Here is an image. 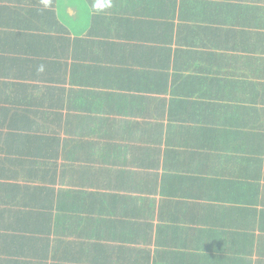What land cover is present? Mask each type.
Listing matches in <instances>:
<instances>
[{"label": "crops", "instance_id": "1", "mask_svg": "<svg viewBox=\"0 0 264 264\" xmlns=\"http://www.w3.org/2000/svg\"><path fill=\"white\" fill-rule=\"evenodd\" d=\"M22 142L76 209L1 216L0 264H264V0H0L12 170Z\"/></svg>", "mask_w": 264, "mask_h": 264}, {"label": "trees", "instance_id": "2", "mask_svg": "<svg viewBox=\"0 0 264 264\" xmlns=\"http://www.w3.org/2000/svg\"><path fill=\"white\" fill-rule=\"evenodd\" d=\"M24 138L25 136L21 135L19 140ZM20 144L16 149L27 150L26 157L29 159H16L13 170L9 166L13 165L14 160H11V163L8 159L7 163H4L6 160H0V202H5L6 206L18 207V209H10L8 207L7 210L0 211V218L5 220L6 218L1 216L9 213L21 216L25 232L31 233L32 236H35V234L51 236L53 233H59L63 229L72 230L71 222H69L67 216H73V211L76 209L73 196L66 190L60 192L56 190L57 179L54 173L55 169L50 164V160L41 162L40 160L32 159L36 156L35 149L38 148L35 142L31 144L22 142ZM142 158L144 162L141 168L147 169L149 164L145 156H142ZM142 178H148V176L146 175ZM40 181L43 185L38 186L37 184L40 185ZM21 182L26 187H22ZM248 197L260 201L261 193L256 188H253L251 192L240 193L239 200L244 201ZM256 211L260 213L261 219L259 220L261 222L252 225L251 228L254 233L261 231L262 226L264 227L263 210L258 209ZM64 212H67V214L65 215ZM16 225L22 227L21 223H16ZM11 229L16 230V226L9 227V230ZM252 236H255V234H252ZM46 250L45 255L49 252V249ZM261 250H264V248ZM11 261L10 264H27L23 260L13 259Z\"/></svg>", "mask_w": 264, "mask_h": 264}]
</instances>
